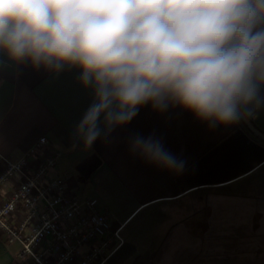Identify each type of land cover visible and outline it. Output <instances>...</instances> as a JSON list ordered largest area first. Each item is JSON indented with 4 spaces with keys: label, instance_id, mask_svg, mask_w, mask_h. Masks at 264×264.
<instances>
[{
    "label": "crops",
    "instance_id": "0c3cea01",
    "mask_svg": "<svg viewBox=\"0 0 264 264\" xmlns=\"http://www.w3.org/2000/svg\"><path fill=\"white\" fill-rule=\"evenodd\" d=\"M63 63L59 72L36 68L0 47V171L45 137L28 169L56 153L46 180L59 177L77 198L96 200L110 228H120V247L104 264H264V142L241 122L210 127L178 105L160 112L147 103L86 147L76 127L93 90L79 65ZM137 136L158 140L182 169L134 152ZM18 251L0 234V264H26Z\"/></svg>",
    "mask_w": 264,
    "mask_h": 264
},
{
    "label": "clouds",
    "instance_id": "9594fccd",
    "mask_svg": "<svg viewBox=\"0 0 264 264\" xmlns=\"http://www.w3.org/2000/svg\"><path fill=\"white\" fill-rule=\"evenodd\" d=\"M0 47L36 68L83 69L94 94L76 127L86 147L147 103L210 127L264 106V0H0ZM132 150L183 167L152 137H135Z\"/></svg>",
    "mask_w": 264,
    "mask_h": 264
},
{
    "label": "built area",
    "instance_id": "2783aa9c",
    "mask_svg": "<svg viewBox=\"0 0 264 264\" xmlns=\"http://www.w3.org/2000/svg\"><path fill=\"white\" fill-rule=\"evenodd\" d=\"M45 143L41 137L27 156L2 162L0 190L12 179L18 181L0 200V234L5 243L19 246V260L31 264H104L120 247V228H110L109 214L97 210L96 200L77 198L59 177L46 180L56 153H46L28 169L26 157Z\"/></svg>",
    "mask_w": 264,
    "mask_h": 264
},
{
    "label": "water",
    "instance_id": "95a60500",
    "mask_svg": "<svg viewBox=\"0 0 264 264\" xmlns=\"http://www.w3.org/2000/svg\"><path fill=\"white\" fill-rule=\"evenodd\" d=\"M261 95L264 96V86L261 87ZM241 122L252 135L264 142V106L255 110L252 116Z\"/></svg>",
    "mask_w": 264,
    "mask_h": 264
},
{
    "label": "rangeland",
    "instance_id": "374dc122",
    "mask_svg": "<svg viewBox=\"0 0 264 264\" xmlns=\"http://www.w3.org/2000/svg\"><path fill=\"white\" fill-rule=\"evenodd\" d=\"M25 263H26V264H30V261L26 259Z\"/></svg>",
    "mask_w": 264,
    "mask_h": 264
},
{
    "label": "trees",
    "instance_id": "16d2710c",
    "mask_svg": "<svg viewBox=\"0 0 264 264\" xmlns=\"http://www.w3.org/2000/svg\"><path fill=\"white\" fill-rule=\"evenodd\" d=\"M241 122V121H240ZM242 123V122H241ZM242 125H244L243 123H242Z\"/></svg>",
    "mask_w": 264,
    "mask_h": 264
}]
</instances>
